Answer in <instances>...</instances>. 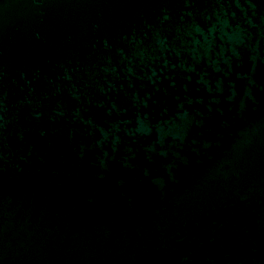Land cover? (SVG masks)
Listing matches in <instances>:
<instances>
[{
  "label": "water",
  "instance_id": "obj_1",
  "mask_svg": "<svg viewBox=\"0 0 264 264\" xmlns=\"http://www.w3.org/2000/svg\"><path fill=\"white\" fill-rule=\"evenodd\" d=\"M0 264H264V0H0Z\"/></svg>",
  "mask_w": 264,
  "mask_h": 264
}]
</instances>
